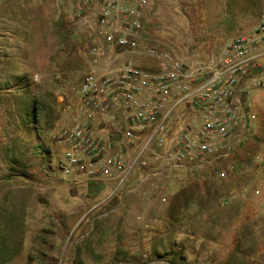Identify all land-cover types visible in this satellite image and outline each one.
<instances>
[{"label": "rangeland", "instance_id": "rangeland-1", "mask_svg": "<svg viewBox=\"0 0 264 264\" xmlns=\"http://www.w3.org/2000/svg\"><path fill=\"white\" fill-rule=\"evenodd\" d=\"M203 2L219 29L233 22L231 37L249 31L264 11V0ZM73 22L65 0H0V85L22 91L8 117L27 130L26 153L13 137L9 166L0 174V264H264L257 145L212 169L172 175L165 212L174 216L157 226L155 244L151 238L144 247L125 230L133 227L123 221L131 194L123 203L117 196L105 202L110 185L62 177L53 134L86 70ZM251 99L264 112V93ZM54 182L64 187L55 195Z\"/></svg>", "mask_w": 264, "mask_h": 264}, {"label": "built area", "instance_id": "built-area-1", "mask_svg": "<svg viewBox=\"0 0 264 264\" xmlns=\"http://www.w3.org/2000/svg\"><path fill=\"white\" fill-rule=\"evenodd\" d=\"M65 2L86 60L53 134L65 180L110 185L104 201L131 194L132 220L149 227L169 202L172 175L212 169L250 145L264 172V112L251 99L264 93V11L244 34L179 47L150 33L145 0ZM207 42L203 59L181 53ZM146 58L153 67L141 65Z\"/></svg>", "mask_w": 264, "mask_h": 264}, {"label": "crops", "instance_id": "crops-1", "mask_svg": "<svg viewBox=\"0 0 264 264\" xmlns=\"http://www.w3.org/2000/svg\"><path fill=\"white\" fill-rule=\"evenodd\" d=\"M142 11L144 22L150 28L152 35L167 39L179 47L182 42L190 46L195 39H204L220 44L222 41L231 38L229 31L234 27L233 22L230 25L227 23L223 29H219L216 24H213L210 21L209 8L205 6L203 0H145ZM210 50V44L207 42L200 49L188 50L183 48L181 53L189 60H198L205 58ZM141 65L153 67V61L146 58L141 62ZM21 93L22 91L17 87L0 85V174H5V166H9L6 164L5 158H8L12 153L11 142L13 137L18 144L17 150L26 153L27 130L23 123L12 124L10 117H8L11 114V107L16 105L14 101L17 97L20 98ZM86 184L90 187L94 186L93 183L86 182ZM67 185L68 187L72 186V184ZM63 190L64 187L60 182H54V195ZM130 202L131 207L128 209L127 216L123 218L124 222H130L137 212L132 200ZM97 204H93L91 207H96ZM166 208L158 215L159 219L153 221V229L143 228L142 224L135 220H132L131 223L133 227L126 225L125 230L131 231L129 235H135L134 242L138 245L142 244L143 247L150 246L152 238L155 244L157 226L167 224L168 220L170 221V218L174 216L173 213L165 212ZM83 216H85L83 220L88 217L86 213Z\"/></svg>", "mask_w": 264, "mask_h": 264}, {"label": "flooded vegetation", "instance_id": "flooded-vegetation-1", "mask_svg": "<svg viewBox=\"0 0 264 264\" xmlns=\"http://www.w3.org/2000/svg\"><path fill=\"white\" fill-rule=\"evenodd\" d=\"M93 185H94L93 187H95V188L97 187V188H99V189H102V188H100V187H101V186H100L101 184H96V183H94Z\"/></svg>", "mask_w": 264, "mask_h": 264}]
</instances>
